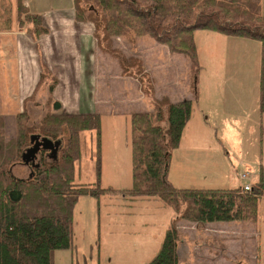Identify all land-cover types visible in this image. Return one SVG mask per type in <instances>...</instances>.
I'll return each instance as SVG.
<instances>
[{
    "label": "trees",
    "instance_id": "1",
    "mask_svg": "<svg viewBox=\"0 0 264 264\" xmlns=\"http://www.w3.org/2000/svg\"><path fill=\"white\" fill-rule=\"evenodd\" d=\"M72 5L74 20L92 25L98 48L117 60L122 76L141 75L142 61L125 55L116 47V38L151 37L170 53L184 55L194 75L199 66L193 31L259 42L257 106L264 113V17L259 14V0H72ZM16 21L19 27L26 25L31 36L47 32L40 16L29 13L23 0H16ZM8 22V6L0 1V25L6 28ZM53 106L59 108L57 103ZM190 113L189 100L171 102L160 97L152 99L151 110L129 116L131 185L119 192L153 197L174 212L158 250L146 264H178L179 220L255 222L258 200L264 194L260 181L249 190L175 187L167 181L168 159ZM15 118V135L4 140L0 116V264H52L54 251L72 245V211L78 197L98 198L118 191L99 183L100 118L97 113L47 112L34 124L24 110ZM81 131L95 132V180L76 184L74 164L81 154ZM31 135L60 140V144L54 158L42 151L38 165L28 166L30 175L16 176L13 166L23 165L20 154L29 146Z\"/></svg>",
    "mask_w": 264,
    "mask_h": 264
},
{
    "label": "rangeland",
    "instance_id": "2",
    "mask_svg": "<svg viewBox=\"0 0 264 264\" xmlns=\"http://www.w3.org/2000/svg\"><path fill=\"white\" fill-rule=\"evenodd\" d=\"M30 2L49 8L56 0ZM259 6V14L264 17V0H259ZM192 40L202 67L195 75L184 55L170 53L148 36L116 38L114 41L125 55L142 61L141 75L124 76L138 83L115 79L113 74L119 70L116 60L107 54V58H103L104 65L97 54L96 62L100 66L96 69L105 70L107 75L104 80L97 81L99 90L95 95L108 96L105 100L110 101L112 112L108 115L104 110L107 105L96 107L102 115L98 148L101 186L110 185L121 191L131 185V131L129 116L123 113L127 110L149 111L152 99L168 97L175 102L176 95L182 93L191 102L192 110L181 132L179 146L169 159L167 179L176 187L191 188H240L260 181L264 190V113H260L257 106L260 43L201 30L193 31ZM136 88L140 97L130 104L128 100L134 99ZM34 103L35 99L28 100L23 110L29 123L37 124L47 113V108ZM16 114L11 109L3 117L1 135L4 140L15 135ZM101 133L106 135L102 134L104 137L101 138ZM57 142L59 145L60 140ZM79 149L80 158L74 164V183L94 182V131L79 133ZM22 166L17 163L12 173L25 177L27 171ZM245 173L250 175V181L239 178ZM81 198L88 200V196ZM153 204L149 203L150 206ZM257 210L261 216L260 224L245 220L233 222L236 227H251L255 246L254 252L250 253L258 256V246L264 260L263 200ZM251 258L248 264H255L254 255Z\"/></svg>",
    "mask_w": 264,
    "mask_h": 264
},
{
    "label": "crops",
    "instance_id": "3",
    "mask_svg": "<svg viewBox=\"0 0 264 264\" xmlns=\"http://www.w3.org/2000/svg\"><path fill=\"white\" fill-rule=\"evenodd\" d=\"M0 1L5 2L9 9L6 28L4 23L0 25L2 119L11 109L14 113L21 112L30 99H35L34 105L39 104L50 113H97L101 119L96 107L107 105L104 110L111 114L110 101L105 100L108 96L95 95L99 90L97 81L104 80L107 75L105 70L96 69L100 66L96 62L97 54H100L104 65L106 61L103 58H107V54L98 48L92 25L74 20L72 0H56L49 8L23 0L26 10L40 16L41 26L47 31L39 36L28 34L26 25L18 26L16 0ZM198 66L199 72L202 67L199 63ZM118 67L117 73L113 74L115 79L138 83L131 77L122 76L119 64ZM137 96L140 97V93L136 88L134 99L129 98L128 103L137 102ZM176 99L187 100L182 93L176 95ZM53 103H57L59 108L55 109ZM132 112L135 111L127 110L123 114L130 116ZM102 134L106 135L101 133V138L104 137ZM22 167L26 168V176L30 175L28 165L23 164ZM250 179L249 175L248 181ZM167 181L174 186L172 181ZM116 192L98 198L88 196V200L78 197L72 211V245L67 250L54 251L52 264H146L154 256L174 212L153 197ZM261 200L264 201V194L260 196L258 205ZM149 203L154 204L150 206ZM260 219L257 210L255 222L260 224ZM246 226L236 227L233 220H179L176 226L178 264H248L252 255L255 264H263L258 246V256L250 253L254 252L252 248L255 245L251 227Z\"/></svg>",
    "mask_w": 264,
    "mask_h": 264
},
{
    "label": "water",
    "instance_id": "4",
    "mask_svg": "<svg viewBox=\"0 0 264 264\" xmlns=\"http://www.w3.org/2000/svg\"><path fill=\"white\" fill-rule=\"evenodd\" d=\"M30 144L20 154L21 161L24 165L36 167L37 156L40 152H47L50 158L55 157V151L58 146L57 141H51L46 137L39 135H31L29 138Z\"/></svg>",
    "mask_w": 264,
    "mask_h": 264
},
{
    "label": "built area",
    "instance_id": "5",
    "mask_svg": "<svg viewBox=\"0 0 264 264\" xmlns=\"http://www.w3.org/2000/svg\"><path fill=\"white\" fill-rule=\"evenodd\" d=\"M239 178L242 179V180H246V181H248V176H247L246 173H245V174H240V175H239ZM242 188H243L244 190H249V189L251 188V185H250L249 183H247V184H244V185L242 186Z\"/></svg>",
    "mask_w": 264,
    "mask_h": 264
}]
</instances>
